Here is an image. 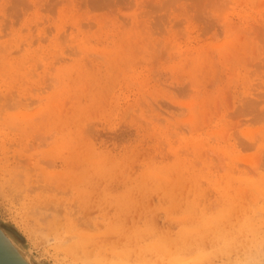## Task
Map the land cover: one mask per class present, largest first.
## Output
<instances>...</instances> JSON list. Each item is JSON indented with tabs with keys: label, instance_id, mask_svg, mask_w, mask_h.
<instances>
[{
	"label": "rangeland",
	"instance_id": "374dc122",
	"mask_svg": "<svg viewBox=\"0 0 264 264\" xmlns=\"http://www.w3.org/2000/svg\"><path fill=\"white\" fill-rule=\"evenodd\" d=\"M0 227L32 264H264V0H0Z\"/></svg>",
	"mask_w": 264,
	"mask_h": 264
},
{
	"label": "bare ground",
	"instance_id": "6f19581e",
	"mask_svg": "<svg viewBox=\"0 0 264 264\" xmlns=\"http://www.w3.org/2000/svg\"><path fill=\"white\" fill-rule=\"evenodd\" d=\"M25 117V116H24ZM54 162V161H53ZM37 187V186H36ZM35 188V187H34ZM5 232V231H4ZM7 234V233H6ZM231 236H232V234H230ZM11 237V236H10ZM225 237L226 236H223L222 238H224L225 239ZM234 237V236H233ZM226 239H228L227 237H226ZM225 239V241L224 242H226L227 240ZM221 240V239H220ZM219 240V241H220ZM231 240V239H230ZM233 241V240H232ZM222 242H223V240H222ZM234 242H235V240H234ZM230 243V242H229ZM229 243H227L226 245H228ZM0 244H1V246L7 251V253L10 255V256H12L15 260H16V262H18L19 264H22L21 262H25V255L23 254V252H21V248H19L18 247V245H15V244H13L12 243V241L11 240H9L5 235H3L2 233H0ZM219 244V242L217 243V245ZM223 245V243H221L220 242V245ZM233 244V243H232ZM216 245V246H217ZM225 245V244H224ZM230 245V244H229ZM228 245V246H229ZM234 245L236 246V244L234 243ZM233 245V246H234ZM19 248H17V247ZM232 246V245H231ZM218 247H220L221 248V246H217L216 248H218ZM223 248V247H222ZM227 248V247H226ZM232 248V247H231ZM230 248V249H231ZM234 248V247H233ZM24 250V249H23ZM244 250V249H243ZM225 251H227V250H225ZM245 252H246V250H244ZM24 252H25V250H24ZM242 252V251H241ZM28 252L26 251V254H27ZM230 253H231V251H230ZM29 254V253H28ZM117 254V253H116ZM225 254V253H224ZM239 255V254H238ZM117 256V255H116ZM118 256H120V255H118ZM226 257H228V256H226ZM119 258V257H118ZM122 258V257H121ZM206 258V257H205ZM230 258V257H229ZM123 260V259H122ZM206 260H207V258H206ZM35 262V261H34ZM115 263L114 264H122L123 262L122 261H120V263H119V261L117 260V261H114ZM26 264L28 263V262H25ZM110 263L111 264H113V262L112 261H110ZM109 263V264H110ZM197 263H199L198 261H197ZM196 263V264H197ZM29 264V263H28ZM123 264H125V262L123 263ZM129 264V263H128Z\"/></svg>",
	"mask_w": 264,
	"mask_h": 264
},
{
	"label": "water",
	"instance_id": "95a60500",
	"mask_svg": "<svg viewBox=\"0 0 264 264\" xmlns=\"http://www.w3.org/2000/svg\"><path fill=\"white\" fill-rule=\"evenodd\" d=\"M0 233H2L3 235H5L9 240H11L9 238V236L2 230V228L0 227ZM12 241V240H11ZM13 244H15L14 241H12ZM16 245V244H15ZM17 247V246H16ZM18 248V247H17ZM19 249V248H18ZM22 252V251H21ZM24 254V252H23ZM25 255V262H28L29 264H32L31 260L29 259V257ZM25 262H21L22 264H26ZM27 263V264H28ZM0 264H19L18 262H16V260L10 256L7 251L1 246L0 244Z\"/></svg>",
	"mask_w": 264,
	"mask_h": 264
}]
</instances>
